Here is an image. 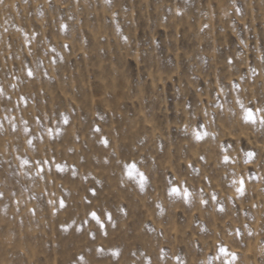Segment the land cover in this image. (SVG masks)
Masks as SVG:
<instances>
[{"label": "rangeland", "instance_id": "1", "mask_svg": "<svg viewBox=\"0 0 264 264\" xmlns=\"http://www.w3.org/2000/svg\"><path fill=\"white\" fill-rule=\"evenodd\" d=\"M262 119L264 0H0V264H264Z\"/></svg>", "mask_w": 264, "mask_h": 264}, {"label": "snow or ice", "instance_id": "2", "mask_svg": "<svg viewBox=\"0 0 264 264\" xmlns=\"http://www.w3.org/2000/svg\"><path fill=\"white\" fill-rule=\"evenodd\" d=\"M245 120H246V122H251V123H255V122H256V120H255V116H254V114H253L252 111H246V113H245ZM260 123H261L262 125H264V119H262V120L260 121ZM196 138H197V139H200L201 137H200L199 135H197ZM249 156H251V153H249ZM132 170H134V166H133L132 169H130V171H132ZM172 191L175 193L177 190H176V189H173ZM241 191H242V190H241ZM185 195H186V193H185ZM92 215H93V218H96L94 213H93ZM223 251H224V250L221 249V252H223Z\"/></svg>", "mask_w": 264, "mask_h": 264}]
</instances>
